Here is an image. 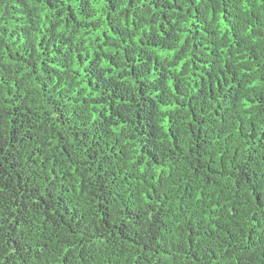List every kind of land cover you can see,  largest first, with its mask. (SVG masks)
Here are the masks:
<instances>
[{
	"label": "trees",
	"instance_id": "1",
	"mask_svg": "<svg viewBox=\"0 0 264 264\" xmlns=\"http://www.w3.org/2000/svg\"><path fill=\"white\" fill-rule=\"evenodd\" d=\"M0 264H264V0H0Z\"/></svg>",
	"mask_w": 264,
	"mask_h": 264
}]
</instances>
